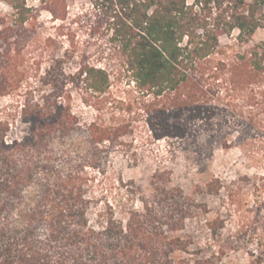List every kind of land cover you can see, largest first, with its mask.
<instances>
[{"label": "trees", "instance_id": "1", "mask_svg": "<svg viewBox=\"0 0 264 264\" xmlns=\"http://www.w3.org/2000/svg\"><path fill=\"white\" fill-rule=\"evenodd\" d=\"M73 1L0 0L13 12L0 13V94L17 92L34 77L37 84L28 93L40 96L23 111L28 135L13 142L0 137V217L37 168L32 163L18 166L16 153L52 148L56 135L70 136L81 126L69 88L82 86L98 98L110 94L113 75L107 66L84 57L75 71H68L65 52L52 55L43 71L45 53L33 62L28 58L36 26L30 3L38 2L55 19L66 21ZM77 21L91 34L108 38L119 58V73L142 95L152 139L190 146L222 122L227 137L220 145L247 147L251 127L246 113L264 112V40L253 41L264 31V0H90ZM235 32L234 42L223 45L222 38ZM220 95L224 104L217 100ZM234 131L239 136L229 140ZM130 133L122 123L99 118L88 126L96 147L124 144ZM43 169L51 182L26 214L24 228L0 224V264H221L241 251L249 261L240 264H264L263 177L237 182L214 177L188 194L170 187L169 172L160 173L154 178L153 202L144 200L142 210H131L126 218L92 224L81 200L80 177ZM160 177H166L163 186L157 184ZM210 198L221 201L217 216L205 225L216 250L195 260L177 259L175 253H189L192 242L172 233L184 231L196 215L209 214ZM39 225L46 228L43 236L37 235Z\"/></svg>", "mask_w": 264, "mask_h": 264}, {"label": "rangeland", "instance_id": "2", "mask_svg": "<svg viewBox=\"0 0 264 264\" xmlns=\"http://www.w3.org/2000/svg\"><path fill=\"white\" fill-rule=\"evenodd\" d=\"M30 4L36 18L33 47L28 51V58L32 62L41 52L45 53L41 59L42 70L45 71L52 55L60 57L67 52L68 71H75L85 57L92 64L107 66L112 72L113 84L110 94L101 98L87 92L82 86L69 88L71 108L80 117L81 126L70 136L56 135L52 148H32L27 154L16 153L18 166L32 163L37 168L32 178L20 185L16 199L9 202L8 211L0 217V224L9 222L13 228H24L26 214L37 207L44 186L51 182L50 176L43 169L47 166L57 173L80 177L78 187H82L81 200L92 224L110 217L118 220L126 218L131 210H142L144 200L153 202L156 195L154 178L160 173L169 172L170 187L181 188L188 194L214 177L226 182H237L245 177L264 178V123H256L257 119L264 120L263 111L250 109L246 113L245 121L251 130L245 148L235 143L227 148L220 145L227 137L223 133L226 125L222 122L218 123L215 131L190 146L168 140L155 141L146 126L142 95L124 73H119V58L108 38L101 34H91L85 25L77 21L78 16L89 7L90 0L73 1L66 21L55 19L38 2ZM0 13L9 15L13 12L8 5L0 3ZM237 35L238 32H235L231 37H223L222 44H231ZM49 39L52 42H48ZM263 40L264 31L261 30L253 41L258 43ZM35 84L37 82L33 77L17 92L0 94V137L3 136L8 142L25 138L29 133L23 111L28 101L36 102L40 99L38 92L32 96L28 93L30 86ZM217 100L220 104L226 102L224 95L217 97ZM228 112L234 114L230 108ZM98 118L107 124L122 123L128 126L131 133L126 135L125 143L120 145L118 142L107 147L91 145L88 126ZM252 118H255V122L251 121ZM220 125H224L223 129ZM238 136L237 131H234L229 140L234 141ZM157 184H166V177H160ZM195 197L200 198L197 195ZM208 202L212 208L209 214L196 215L187 222L184 231L175 230L172 233L182 238L189 237L187 240L192 242L189 253H175L177 259L195 260L216 250L211 246L205 225L217 216L215 211L221 201L210 198ZM227 227L232 230V223H228ZM45 233L46 228L39 225L37 235L43 236ZM248 261L247 253L241 251L231 253L221 264Z\"/></svg>", "mask_w": 264, "mask_h": 264}]
</instances>
